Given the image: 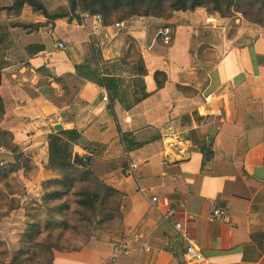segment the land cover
<instances>
[{
    "label": "crops",
    "instance_id": "0c3cea01",
    "mask_svg": "<svg viewBox=\"0 0 264 264\" xmlns=\"http://www.w3.org/2000/svg\"><path fill=\"white\" fill-rule=\"evenodd\" d=\"M25 14L8 23L40 27L9 28L4 36L13 47L0 50L6 121L25 118L15 104L16 113L9 114V102L35 112L41 129L24 134L41 137L39 151L46 158V137L62 125L57 132L75 140V155L84 153L99 179L126 195L118 233L100 232L81 251L57 252L55 264H107L112 243L133 235L152 251L138 245L119 264H186L185 242L163 217L165 201L178 208L183 231L203 251L200 264H264V242L257 234L264 239V226L258 227L260 216L264 222V27L241 15L176 13L167 23L174 35L166 46L158 39L163 23L154 19L131 22L120 33L96 17L48 23L43 16L26 22ZM96 29H102L99 38ZM60 42L66 50L58 48ZM138 54L145 59L135 58ZM133 68L134 75L126 73ZM156 72L167 76L162 87ZM120 132L155 141L126 153ZM28 144L25 151L32 149ZM91 144L106 145V151L90 157ZM202 147L212 156L206 159ZM131 164L139 167L136 178L128 176ZM52 177L42 169L37 179ZM214 202L227 210L222 222L210 221Z\"/></svg>",
    "mask_w": 264,
    "mask_h": 264
},
{
    "label": "trees",
    "instance_id": "16d2710c",
    "mask_svg": "<svg viewBox=\"0 0 264 264\" xmlns=\"http://www.w3.org/2000/svg\"><path fill=\"white\" fill-rule=\"evenodd\" d=\"M9 1V6L0 5V15L5 13L10 20L29 9L43 16L48 23L60 19L81 22L83 15H99L107 28L115 23L148 19L161 21V28H165L171 27L167 23L176 13L204 10L208 15H218L222 19L241 15L248 22L264 27V0H67V6L55 10L48 8L46 0ZM38 27L40 24L10 21L7 25H0V36L7 34L9 28L35 31ZM166 77L164 73L156 72L159 87L165 84ZM4 80L5 75L0 70V147L11 154L7 156L9 165L0 170V185L6 188L3 191L6 197L2 198L0 194V223L24 208L26 224L15 253L11 254L6 244L0 242V264H55V253L81 251L94 240L96 230L106 234L118 233L123 225L122 205L126 195L106 186L92 165L87 167L76 161L75 140L66 137L64 132L52 131L46 137L48 161L44 170L55 177L42 182L37 197L28 196L26 181L36 179L39 168L21 149L15 135L2 126L7 113L1 93ZM53 80L64 86V80ZM52 91L58 97L59 92ZM65 92L68 96L67 88ZM74 134L78 135L77 132ZM154 141H139L131 133H124L121 139L126 153L142 149ZM106 148V145L91 144L87 150L90 157H101ZM201 151L206 159L212 156L207 148L202 147ZM76 240L79 244L75 243Z\"/></svg>",
    "mask_w": 264,
    "mask_h": 264
},
{
    "label": "rangeland",
    "instance_id": "374dc122",
    "mask_svg": "<svg viewBox=\"0 0 264 264\" xmlns=\"http://www.w3.org/2000/svg\"><path fill=\"white\" fill-rule=\"evenodd\" d=\"M46 2H47L48 8L51 9V10H55L57 8H60V7L68 5V1L67 0H46ZM0 5L9 6V5H11V2L9 0H2V1H0ZM25 11H26V14H25V18H24L25 20L24 21H26V22H34L35 20H37L38 18L41 17V15H39V14L32 13L29 9H27ZM97 16H99V15L92 16V17H97ZM99 17L102 19L101 16H99ZM8 20H10V19L7 18L5 13L0 15V24H6L7 25ZM132 22H135V21H132ZM125 23L127 25L131 24V22H125ZM117 25L122 26V23L121 22L120 23H115L111 28H114L116 31H118L120 33L123 30H125V28H124V29H121L119 31L118 29H116ZM101 28H103V26ZM163 29L164 28H161L159 30V32L157 30L158 34H160V31L163 30ZM132 31H138V30L135 29V30H132ZM127 33H129V32H127ZM101 34H102V29H100L99 33L95 32V35H98L97 38H99V36ZM12 47H13V41L12 42L10 41V37L3 36L2 39L0 40V50L2 51L1 54L5 53L8 48H12ZM158 47L163 48V49H167V47L164 46V45H158ZM21 55H22V57H25V54L22 53ZM134 57L137 58V59H140V58L141 59H145L144 55L142 56L141 54H138V56H134ZM134 69H136V68H133L132 70L131 69H128V70L125 69V70H126L127 74H129L131 72V75H134L136 73L135 71H133ZM6 80H7V78H6ZM20 84H21V82L18 84V86H20ZM32 96H34V100L37 103L41 102V97L39 96V94H37L34 91H32ZM19 103L20 102H17V101H13V102H9L8 103V107L11 108L9 110V114H11V113L15 114L16 111H19V112H22L25 115V118L18 119V118H15L14 116H12V118H8V121H6V116H5V120H4L2 126H3V128L5 126L10 128L12 130V132L14 131V133H15L14 135L16 137V141L20 144L19 146L25 152V154H27L33 161L36 162V165L39 168V172H40V171H42V169H45L44 166H45V164L48 161V157L46 158V156H42L41 151H39V149L42 148L41 137L37 136V133H35V132H30L26 136L24 134L27 128L29 130H36L37 128H39V126H38V117L36 116L35 112H32L30 110H26L25 108H22L23 105H21ZM14 104H15L16 109H17L16 111L14 110V107H13ZM6 115H7V113H6ZM39 129H41V127ZM159 129H161V128H158V130ZM5 130L11 132L9 129H5ZM148 131L153 133L152 129H149ZM153 131H156V130L153 128ZM149 139L151 140L152 138H149ZM28 143L32 144V149L28 150V151H25L26 148H28V149L30 148L29 147L30 145ZM195 143L198 144V145H201V143H202V145L206 144L204 141H200L199 139H197L195 141ZM38 146H39V148H38ZM199 147H201V146H199ZM6 151L7 152H6V154L3 155V158L8 160V161H10L9 157H7V156H10L11 154H9L10 152H8V150H6ZM176 158H178V156ZM85 165L87 167L90 166L91 165V160L89 159L88 163L85 164ZM138 170H139V167H138V169L135 170V172L137 173ZM45 172H48V171L45 170ZM128 176L136 178V175L134 174V171L129 173ZM36 179H37V177H36ZM36 179L30 180V181H26V189L28 190L27 192H29L28 194H30L28 196L37 197L41 193V190H42L41 184H42L43 181H40V179L39 180L37 179V181H36ZM5 189L6 188L3 185H0V192H1L0 194H1L2 198L6 197L5 193H3V191ZM157 199H158V204H159L160 199L159 198H157ZM164 206L168 207V209L171 208V207H169V201H165L164 202ZM159 210L161 211V207L159 208ZM166 211H164V212L162 211V214H163L164 218H165V212ZM25 216H26L25 215V209L23 208L19 212L14 213L10 218H7V219L3 220L0 223V242L3 243V244H6L8 250L10 251L11 254L15 253V251L19 248L20 236L23 233V231L25 230V224H26ZM226 217L221 219L220 222L224 221L226 219ZM165 220L167 222H170L166 218H165ZM177 221H180V220H177ZM210 221L211 222H216L215 220L214 221L210 220ZM258 222H259L258 227L264 226L263 225V223H264L263 222V217L260 216ZM170 223L175 228L176 233L179 236L181 235L180 238L182 240H185L184 236L190 237L191 233H186L182 229L178 231L176 229V227L174 226V224L172 222H170ZM115 232H117V231H115ZM115 232H113V233H115ZM98 233H100V232L97 231V230L94 232L95 235H97ZM100 234H102V233H100ZM257 234L259 236L258 237V241L264 242V239L261 238V236H262L261 233H257ZM72 239H73V237H72ZM75 243L79 244L77 240L75 241ZM70 245H71V243H70ZM196 247L198 249H200L198 246H196Z\"/></svg>",
    "mask_w": 264,
    "mask_h": 264
},
{
    "label": "built area",
    "instance_id": "2783aa9c",
    "mask_svg": "<svg viewBox=\"0 0 264 264\" xmlns=\"http://www.w3.org/2000/svg\"><path fill=\"white\" fill-rule=\"evenodd\" d=\"M86 16L89 17V15H83L84 18ZM96 18L102 20L99 16H97ZM121 23H122V26H120V25L116 26V29H118L119 31L121 29L127 28V24L125 22H121ZM95 32L99 33V30L96 29ZM159 35L161 36L160 41H162L164 45L168 46L173 42L174 33L170 27H165L163 30L160 31ZM91 36H92V34H87L88 38H90ZM58 48L61 50L67 49L66 45L62 42H60L58 44ZM169 131H172V128H170ZM163 136L165 138H169L170 135L165 134ZM172 142H174V141L172 140ZM6 152L7 151L3 147H0V170H2L4 167L9 165V162L6 159H3V155L6 154ZM76 161L79 163L87 164L89 159L84 153L79 152L76 154ZM136 169H138V165L131 164L129 173L134 171V174H135ZM152 202L156 204L158 209L160 208L157 205L158 204L157 198L154 197L152 199ZM180 207L185 208V206L182 204H180ZM211 210L212 211H211L210 220H212V221L215 220V221L220 222L221 219L225 218L228 215L227 210L217 202H214L212 204ZM177 217H178V208H176V207H171L165 212V218L168 221L172 222L178 231L181 229L183 230V225L180 221H177V220H179ZM180 237H181V235H180ZM184 238H185V240H184V242H185V255L184 256H185L187 262L190 264H195V263H201L202 261H205V256H204L202 250H200L196 247L194 242L191 241V237L184 236ZM138 245L142 246V249L144 252L151 253L152 249L148 246L147 243H145L143 241L141 236L133 235L130 239L124 238V239L119 240L117 242H113L112 243V249H111V256H110V259H109L107 264H119L121 259L131 257L133 255L134 247H136Z\"/></svg>",
    "mask_w": 264,
    "mask_h": 264
},
{
    "label": "water",
    "instance_id": "95a60500",
    "mask_svg": "<svg viewBox=\"0 0 264 264\" xmlns=\"http://www.w3.org/2000/svg\"><path fill=\"white\" fill-rule=\"evenodd\" d=\"M62 125H56L55 126V131L57 132V131H60V130H62Z\"/></svg>",
    "mask_w": 264,
    "mask_h": 264
},
{
    "label": "bare ground",
    "instance_id": "6f19581e",
    "mask_svg": "<svg viewBox=\"0 0 264 264\" xmlns=\"http://www.w3.org/2000/svg\"><path fill=\"white\" fill-rule=\"evenodd\" d=\"M184 260H185L186 264H190V263L187 262L186 258H184ZM203 262H205V261H202L201 263H203ZM195 264H200V263H195Z\"/></svg>",
    "mask_w": 264,
    "mask_h": 264
}]
</instances>
